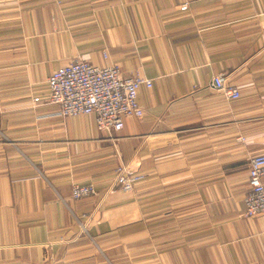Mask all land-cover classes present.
Returning <instances> with one entry per match:
<instances>
[{"label":"crops","instance_id":"crops-1","mask_svg":"<svg viewBox=\"0 0 264 264\" xmlns=\"http://www.w3.org/2000/svg\"><path fill=\"white\" fill-rule=\"evenodd\" d=\"M77 58L151 79L143 118L110 137L44 104ZM261 153L264 0H0V264H264L244 202ZM121 165L145 177L112 193Z\"/></svg>","mask_w":264,"mask_h":264},{"label":"built area","instance_id":"built-area-1","mask_svg":"<svg viewBox=\"0 0 264 264\" xmlns=\"http://www.w3.org/2000/svg\"><path fill=\"white\" fill-rule=\"evenodd\" d=\"M187 9L185 3L181 10ZM143 86L151 89L153 81L140 74L126 77L117 64L100 67L87 59L77 58L50 74L47 79L49 95L44 104L58 106L61 118L94 115L98 130L114 137L123 129L124 119L143 118L145 112L138 102ZM211 86L232 100L241 97L240 88L228 84L223 75L214 76ZM40 101V98L34 99L36 103ZM144 177L136 167L121 165L115 172L111 192H132ZM248 182L245 216L252 218L264 214V153L250 158ZM97 195L98 190L93 185L76 184L72 188L74 200Z\"/></svg>","mask_w":264,"mask_h":264}]
</instances>
